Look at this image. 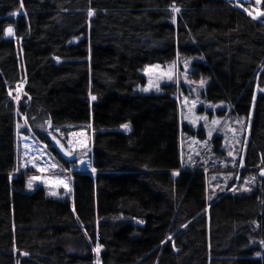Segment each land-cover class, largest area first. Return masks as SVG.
Segmentation results:
<instances>
[{
	"label": "trees",
	"instance_id": "obj_1",
	"mask_svg": "<svg viewBox=\"0 0 264 264\" xmlns=\"http://www.w3.org/2000/svg\"><path fill=\"white\" fill-rule=\"evenodd\" d=\"M247 5L0 0V264H264L253 244L264 245V17ZM176 53L195 59L191 76L206 80V102L226 104L237 117L253 108L241 171L255 178L249 193L208 201L202 171H180L169 88L136 90L146 84V66L168 64ZM18 83L23 100L14 105ZM17 115L48 120L73 148L91 132L89 159L64 161L33 131L70 183L26 132L34 169L11 175ZM33 176L42 179L29 187ZM43 179H63L68 195Z\"/></svg>",
	"mask_w": 264,
	"mask_h": 264
},
{
	"label": "rangeland",
	"instance_id": "obj_2",
	"mask_svg": "<svg viewBox=\"0 0 264 264\" xmlns=\"http://www.w3.org/2000/svg\"><path fill=\"white\" fill-rule=\"evenodd\" d=\"M235 1H245L249 4L247 10L251 16L260 19L264 17V10L260 8L262 0ZM237 5L241 8L244 7L240 3H237ZM194 61L193 58H185L176 53L174 60L168 64L146 66L142 70L146 84L136 90L142 94H159L165 92V87L169 88L168 92L178 107L180 171H202L205 176L208 201L214 199L218 194L226 192L247 194L254 187L255 178L252 175L242 176L241 171L243 170L242 162L249 140L253 108L249 116L237 117L231 114L232 108L226 104L206 102V80H195L191 76ZM173 65H175L174 68ZM170 68H172L171 79L168 75ZM201 80L204 81L203 86L200 85ZM21 86L22 88H20ZM23 88V83L17 84L18 97L14 98V105L23 100V97H21ZM144 89H147V91ZM259 90L256 89V93ZM183 126L191 131L190 135L183 132ZM33 131L45 136L51 147L52 139L59 141L63 146H66L68 151L76 154V159H89L91 132L85 130L83 147L78 142V146L73 148L68 145L69 139L64 137L60 130L53 127L48 120H41L36 116L28 118L16 116V162L15 170L11 175L17 176L27 171L32 173L31 171L34 169V166L30 165L29 157L32 156L33 161L36 160V157L26 154L22 145L23 132H26L29 142L39 149L51 162L52 168L58 170L65 176L67 183H70L69 174L53 159L54 156L47 150L45 143L38 141L33 136ZM199 132H201L202 137L198 136ZM89 172L92 175L96 173L91 169H89ZM262 173H264V170H259V175H263ZM177 174L178 171L173 172V176H177ZM68 193L69 187L67 195ZM253 244L260 246L264 251V245L259 241H253Z\"/></svg>",
	"mask_w": 264,
	"mask_h": 264
},
{
	"label": "snow or ice",
	"instance_id": "obj_3",
	"mask_svg": "<svg viewBox=\"0 0 264 264\" xmlns=\"http://www.w3.org/2000/svg\"><path fill=\"white\" fill-rule=\"evenodd\" d=\"M176 11H179L178 9H176ZM14 15H15V13H14ZM89 15L91 16L92 15V12L90 11L89 12ZM6 32H7V34L9 35V36H11L12 35V29L11 28H8V29H6ZM175 67V65H173V68ZM147 71V70H146ZM171 73H172V68H170L169 69V72H168V75H169V78L171 79ZM203 84H204V81L203 80H201L200 81V85L201 86H203ZM145 91H147V89H144ZM93 100L95 99V97L93 96V97H91ZM214 123H215V121H214ZM122 127H125V128H127V125H123ZM57 143L59 144V141H57ZM69 146L71 147V142H69ZM81 147H83V144H81ZM61 150L62 151H64V148H63V146H61ZM72 151H65V155L66 156H72ZM230 155H231V153H230ZM35 166V165H34ZM53 167H55L54 165H53ZM93 170V172L95 171V169L93 168L92 169ZM39 171H41V172H43L44 171V169H39ZM262 174H264V173H262ZM174 175H175V173H174ZM42 178L41 177H38V176H33V177H31V179H30V181H29V187H32V181H35V180H41ZM43 183H45V184H52L53 186H60V185H63L66 189L68 188V185L65 183V181L63 180V179H43ZM52 195H55L56 193L55 192H52L51 193ZM97 251L99 250V246L97 247V249H96Z\"/></svg>",
	"mask_w": 264,
	"mask_h": 264
},
{
	"label": "water",
	"instance_id": "obj_4",
	"mask_svg": "<svg viewBox=\"0 0 264 264\" xmlns=\"http://www.w3.org/2000/svg\"><path fill=\"white\" fill-rule=\"evenodd\" d=\"M61 146H63L61 143H57V140L52 139V148L54 151L59 155V157L64 161H72L76 159V154H72V156H66L65 151H68L64 146V151L61 150Z\"/></svg>",
	"mask_w": 264,
	"mask_h": 264
},
{
	"label": "built area",
	"instance_id": "obj_5",
	"mask_svg": "<svg viewBox=\"0 0 264 264\" xmlns=\"http://www.w3.org/2000/svg\"><path fill=\"white\" fill-rule=\"evenodd\" d=\"M18 86H19V85H18ZM20 88H22V86H21Z\"/></svg>",
	"mask_w": 264,
	"mask_h": 264
}]
</instances>
